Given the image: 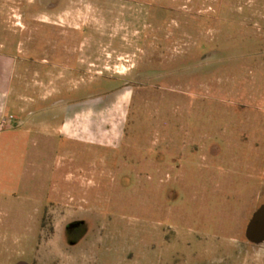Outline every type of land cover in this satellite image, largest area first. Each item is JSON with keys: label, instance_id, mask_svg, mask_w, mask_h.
<instances>
[{"label": "rangeland", "instance_id": "obj_1", "mask_svg": "<svg viewBox=\"0 0 264 264\" xmlns=\"http://www.w3.org/2000/svg\"><path fill=\"white\" fill-rule=\"evenodd\" d=\"M28 3L66 4L41 22ZM50 22L77 61L33 80L45 126L2 139L0 264L264 258L248 241L264 200V0H0V51L22 55ZM117 90L108 141L54 130L57 100Z\"/></svg>", "mask_w": 264, "mask_h": 264}, {"label": "crops", "instance_id": "obj_2", "mask_svg": "<svg viewBox=\"0 0 264 264\" xmlns=\"http://www.w3.org/2000/svg\"><path fill=\"white\" fill-rule=\"evenodd\" d=\"M23 53L18 56L9 51H0V147L3 138L15 141L24 139L27 143L34 130L45 126L44 120H35V112L49 109L45 106L49 96L40 95V85L33 80L48 76L52 71L41 65H30L27 54ZM30 78L32 83L29 82ZM119 92L117 90L106 101L57 100L52 108L54 112L58 110V119L62 120L54 130L73 139L108 141L115 134L114 101ZM4 120L6 124L2 126Z\"/></svg>", "mask_w": 264, "mask_h": 264}, {"label": "flooded vegetation", "instance_id": "obj_3", "mask_svg": "<svg viewBox=\"0 0 264 264\" xmlns=\"http://www.w3.org/2000/svg\"><path fill=\"white\" fill-rule=\"evenodd\" d=\"M29 9L22 10L21 16L23 12H31L33 14L32 20H38L41 22H44L42 18H40L38 15H41L42 13H46L50 10H57L59 8H63V6L66 3H56L54 6H46L44 3H28ZM63 4V5H61ZM52 25H46L45 32H35V34L32 32L27 39H26V45H27V58L30 65H41L47 69H49L52 72L59 71L63 69L64 62L66 59L69 61L76 62V55L73 53L66 52L65 49H63L60 46V41L58 40V37L55 33V30L59 29V26H62L59 22H50ZM36 27L31 25L30 29H34ZM43 30V29H41ZM45 33V34H44ZM60 34V33H59ZM54 37H57V40L55 42ZM40 55V56H39ZM45 56V58H44ZM72 59V60H71ZM44 62V63H43ZM75 64V63H74ZM253 221L250 222V239L248 240L249 243H258L260 245H264V200L261 201L259 204L254 205L253 209ZM188 245H191L190 242H187ZM204 245L201 247V253L204 254ZM195 257L199 255V251L197 249L193 250L192 253ZM224 260L220 262L221 264H263L264 258L258 257V256H236L231 257L227 256L223 258ZM230 259V260H229ZM229 260V261H228ZM185 263L188 264V258H185ZM263 261V263H262Z\"/></svg>", "mask_w": 264, "mask_h": 264}, {"label": "built area", "instance_id": "obj_4", "mask_svg": "<svg viewBox=\"0 0 264 264\" xmlns=\"http://www.w3.org/2000/svg\"><path fill=\"white\" fill-rule=\"evenodd\" d=\"M6 124V120H4L3 122H2V126H4Z\"/></svg>", "mask_w": 264, "mask_h": 264}]
</instances>
